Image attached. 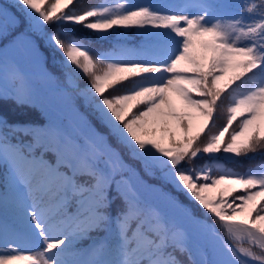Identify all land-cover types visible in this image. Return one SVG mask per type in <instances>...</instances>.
Masks as SVG:
<instances>
[{"label": "snow or ice", "instance_id": "obj_1", "mask_svg": "<svg viewBox=\"0 0 264 264\" xmlns=\"http://www.w3.org/2000/svg\"><path fill=\"white\" fill-rule=\"evenodd\" d=\"M11 7L14 24L42 38L54 60L59 53L63 74L31 43L35 72L0 54V105L46 115L38 124L0 118V264H264V162L244 172L221 163L264 158V0ZM68 25L100 40L134 32L144 42L93 54L90 38ZM65 108L79 126L61 118ZM120 148L228 239H213L188 205L142 180ZM203 240L211 258L194 259Z\"/></svg>", "mask_w": 264, "mask_h": 264}, {"label": "trees", "instance_id": "obj_2", "mask_svg": "<svg viewBox=\"0 0 264 264\" xmlns=\"http://www.w3.org/2000/svg\"><path fill=\"white\" fill-rule=\"evenodd\" d=\"M82 2L88 6H91L96 3H99L100 0H82ZM135 2L173 3V2H178V0H135ZM219 2H239V0H219ZM13 3L14 0H0V10H4L5 8H7L13 13L14 16H16V10L13 7H11ZM69 29H71L74 32V34L77 36L90 38L93 54H95L97 51L101 49H107L118 44L128 48L138 49L144 42L143 38L138 33H134V32L125 33L124 36L113 35L110 36L107 40H100L94 36H91L90 33H88L86 30L82 28L72 29V26L70 25L66 26V30ZM47 30L49 32L53 31L52 28H48ZM24 36L33 39L37 43L39 50L45 55L46 67L48 68V70L54 72V74L58 76L62 75L63 74L62 69L59 67L57 63V61L60 59L59 53L55 54L56 59L54 60L53 53L51 52V50L47 49L42 38H40L38 35H34L28 32L26 26L23 23L12 25L11 23H9V20L5 16H0V54H6L10 62L12 60H15L25 69V71L32 72L33 68L30 65V57L26 50L27 42H24L22 38ZM73 75L75 76V74ZM79 83L81 86H83L84 83H86V81L79 80ZM42 99L44 100L45 103H48L47 96L43 97ZM57 103H59L58 100ZM61 107H63V105H61ZM76 107L78 108L81 115H83L85 119L93 125V127L97 132L107 135L106 128L96 119L95 115L92 113L90 109H86L83 106L82 100L80 99L76 100ZM60 116L62 119H64L65 123L71 121L74 126H79V122L75 119L73 114L67 108H65L64 111L60 113ZM0 118L7 120L9 124H38L40 120L46 119V115L44 114L43 109L40 108L39 106L21 107L9 101L6 104L0 105ZM111 142L114 144V146L119 147L118 145H115L114 140ZM120 151L124 156L125 160L134 169H137L139 171L142 180L147 182L149 185L154 186L160 192L165 194H170L176 197L179 202H181L184 205H188L192 210H194L196 215L201 220L211 225L214 232V235L212 237L213 239L216 240L228 239L226 233L222 228H220L218 225L212 224V222L208 220L206 216H204V214L201 212L200 208L196 204L191 203L183 193L177 192L170 183L163 180L161 173L156 172L154 174V177H149L145 175L143 170L141 169L140 163L131 159L126 149L120 148ZM205 162L206 161H198L197 167H199L201 164ZM261 162H264V158L257 157V159L254 161H247V160H241L239 162L221 161V163H224L226 168L236 172H244L249 167L259 164ZM3 174H4V169L0 167V175ZM87 243L88 241H84L83 245H86ZM197 247H198V251L194 259L199 260L204 258L200 255L201 251L204 252L206 257L211 258V244L208 240L201 241Z\"/></svg>", "mask_w": 264, "mask_h": 264}, {"label": "rangeland", "instance_id": "obj_3", "mask_svg": "<svg viewBox=\"0 0 264 264\" xmlns=\"http://www.w3.org/2000/svg\"><path fill=\"white\" fill-rule=\"evenodd\" d=\"M3 11L7 13L6 18L9 20V23H11L12 25H16V24H14V23L12 22V17H14L13 13H12L9 9H7V8H5ZM22 38H23V41H24V42H27V46H28L30 43H31L32 45H35V47H36L38 53L44 58V62H45V60H46L45 55L39 50L37 43H36L33 39H31V38H28V37H25V36L22 37ZM30 65H31V67L33 68V71H32V72L37 71V69L34 67L33 63L31 62V60H30ZM32 65H33V66H32ZM45 67H46V62H45Z\"/></svg>", "mask_w": 264, "mask_h": 264}]
</instances>
